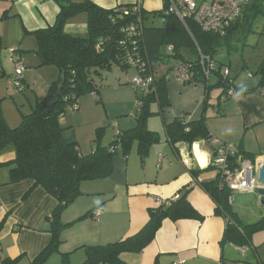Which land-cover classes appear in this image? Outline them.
Masks as SVG:
<instances>
[{"label":"crops","instance_id":"1","mask_svg":"<svg viewBox=\"0 0 264 264\" xmlns=\"http://www.w3.org/2000/svg\"><path fill=\"white\" fill-rule=\"evenodd\" d=\"M90 1L106 10L139 2ZM194 1L202 4L213 0ZM80 2L82 0H0V70L3 75L13 76L15 64L11 60V49L16 48L18 59L24 60L25 53L37 50L33 33L53 26L61 5ZM142 7L149 13L159 12L164 8V0H143ZM65 31L85 36L87 16L80 14L72 18ZM33 61L37 65L41 63L37 54ZM162 74H166L163 68L160 76ZM60 77L59 72L58 80ZM166 85L170 104L161 109L155 103L153 115L147 123L148 129L159 135V142L150 148L144 162L140 160L137 149L128 157L120 154L115 158V171L109 178L81 185L83 195L61 214V222L70 226L61 233L59 251L45 264H64V255H69L68 264H84L87 258L84 247L106 246L135 236L148 223L150 209L177 198L179 192L188 186L193 187L189 202L205 220H165L155 240L141 254H126L123 260H127V264H175L180 260L184 261L183 264H228V244L223 242L226 221L215 215V204L197 182L217 178L211 168L213 149L208 141L192 146L186 143L173 145L167 138L165 126L176 119L192 123L206 116L211 137L237 145L245 160L262 166L264 95L230 92V96L223 99L222 90L207 91L203 84L185 85L174 72L167 75ZM89 98L79 99V112L62 124L74 127V131L65 132L63 137L66 142H75L84 156L95 151L99 129H102L101 146L108 147L119 133L132 130L137 125L134 116L133 119L126 117L133 103L132 96L122 104L124 109L121 113L114 116L107 112V120H100L93 114L94 103L104 105L106 102L105 92L101 91L96 101ZM119 116L120 119L112 124L113 119ZM93 124L100 127L96 132L91 126ZM14 160L12 151L0 156V224L4 223L0 230V259H20L18 264H34L52 242L49 219L58 207V201L34 180L13 182V167L10 165ZM198 170L203 172L196 181L190 171ZM256 195L258 193H247L236 197L254 198ZM236 197L233 211L240 220L236 206L239 209L241 206L240 202L236 204ZM259 199L264 204V198L259 196ZM95 210H101L99 221L92 217ZM88 213L90 216L78 221ZM244 249L248 251V248Z\"/></svg>","mask_w":264,"mask_h":264},{"label":"trees","instance_id":"2","mask_svg":"<svg viewBox=\"0 0 264 264\" xmlns=\"http://www.w3.org/2000/svg\"><path fill=\"white\" fill-rule=\"evenodd\" d=\"M169 5L170 0H164L163 10L149 13L139 2L112 10L103 9L90 0L67 3L61 5L53 26L33 33L37 41L36 54L40 58V66H55L60 75L65 77L62 95L60 102L48 113L47 107L58 91L60 77L51 85L46 97L31 106V113L24 116L20 126L15 129L8 126L0 113V156L9 151L15 153V160L10 165L13 167V182L34 180L58 201V207L49 219L52 242L36 258L34 264H45L59 251L61 233L70 226L61 222V214L83 195L81 185L84 182L109 178L115 171V158L119 154L128 157L135 145L144 162L150 148L159 142V135L150 131L147 123L153 115L152 106L155 103L161 109L169 106L166 78L176 67H190L193 75L183 82L185 85L203 84L207 91L214 88L222 90L223 99L229 97L230 92L236 95H264V63L257 71L258 81L246 87L236 86L230 74L226 75L223 71V64L216 60L219 48L230 45L234 38L245 39L255 33L259 23L264 22V0H251L242 15L223 33L204 29L194 18L179 19L175 14L169 13ZM80 14L87 16V34L76 36L66 33L68 22ZM149 15L160 16L163 26H147L145 21ZM184 50L190 51L196 58H185L182 53ZM201 56L209 57L217 65L209 79L204 78ZM171 59L175 61L173 67L166 74L157 76V67L166 65ZM114 67L124 71L135 69L136 77H152L153 83L149 93H145L131 81L137 92L135 101H141L142 104L140 111L134 113L136 127L119 133L108 147L101 146L102 129H99L95 151L84 156L75 142L65 141L63 134L66 129L61 124V118L68 112L67 108L78 105L79 98L84 95L96 94L95 99L98 100L106 73L111 72ZM165 131L173 145L186 143L192 146L197 142L208 141L211 137L206 116L192 123L176 119L165 126ZM190 172L197 181L203 171ZM197 182L215 204V215L226 221L224 243L243 245L254 232L264 226V219L256 225L246 227L248 231L242 226L233 211V205L229 204L231 192L219 187L217 178ZM192 190L193 187L188 186L179 192L177 198L150 209L148 223L135 236L106 246L84 247L87 256L84 264H127L123 256L141 254L155 240L165 220L203 222L205 218L189 202ZM91 213L78 221L84 220ZM3 224H0V230ZM19 261L20 259H0V264H18ZM68 261L69 255H64L63 263L68 264Z\"/></svg>","mask_w":264,"mask_h":264},{"label":"rangeland","instance_id":"3","mask_svg":"<svg viewBox=\"0 0 264 264\" xmlns=\"http://www.w3.org/2000/svg\"><path fill=\"white\" fill-rule=\"evenodd\" d=\"M145 23L147 26L161 27L163 26V19L160 16L149 15ZM35 53L36 51H28L23 55L24 60L21 58L26 68L25 89L22 93H17L16 90L10 86L12 77L8 78V74L6 73L7 75H3V71L0 70V113L11 129L20 126L22 118L31 113V106L37 101L43 100L50 86L53 82L58 80L59 70L55 66L41 67L40 64H34L33 57H36ZM182 53L187 59L196 58V55L191 54L188 50H184ZM216 60L223 64V71H226L228 67L231 79L234 80L236 86L250 87L254 85L258 81V76L256 75L257 71L264 63V22L261 24L259 23L255 33L247 36L245 39L234 38L230 45L219 48ZM174 64L175 61L171 59L166 65H159L156 69L157 76H160L161 68H163V72H166L169 68L173 67ZM14 71L15 68L13 69V74ZM136 76L134 69L124 71L119 67H114L111 72L106 73V78H104V85L102 87V92H105L106 95V102H103L104 105H102V103H100V105L94 103L96 108H93V114L98 115L97 117H100V120H107V112L116 116L124 109L122 108V104H125L127 98L132 96L133 103L129 114L126 116L127 118H132L134 113L138 112V110L135 109L136 99H134V94L137 92L131 84V81ZM213 79L214 78H212V80ZM215 89L216 88L211 90L213 91ZM84 97H90L89 99L96 101L93 94L84 95L79 99L81 100ZM79 104L80 102L78 101V105ZM105 106H107V109ZM78 112L79 110L68 111L65 116L61 118V124H63L68 117H72ZM119 119L120 116L115 117L112 124H115V121ZM62 126L66 129L65 132L74 131V127L70 128L68 125ZM91 126H93L95 132L100 128L97 126L94 127L95 124ZM111 126L112 125H110L109 128ZM136 149V146H134L132 152L136 153ZM145 160L146 159H144V161ZM236 201V204L240 202V209L238 205L236 209L238 210L243 227L246 228L263 221L264 204H261L262 200L259 199L258 195L254 198L236 197ZM246 230L248 231L247 228ZM244 248H248V251ZM227 250L228 264H264V226L254 232L249 237V241L245 242L243 245L236 246L233 243H228ZM125 261L127 262V260Z\"/></svg>","mask_w":264,"mask_h":264},{"label":"built area","instance_id":"4","mask_svg":"<svg viewBox=\"0 0 264 264\" xmlns=\"http://www.w3.org/2000/svg\"><path fill=\"white\" fill-rule=\"evenodd\" d=\"M142 1L143 0H139V3H142ZM250 1L251 0H213L210 3L197 4L194 0H170L168 11L170 14H175L181 20L194 18L204 29L216 33H223L227 27L242 15ZM10 53L11 60L15 64V71L10 80V86L14 88L17 93H22L25 89L26 68L22 60H19L16 56V48L11 49ZM200 64L204 78L209 79L217 68V65L209 57L204 56H201ZM174 73L182 82L188 81L193 75L190 67L187 65L176 67ZM225 74H230L229 69L225 71ZM152 83V77L147 79L136 77L132 80V84L145 93H149ZM93 97L97 98V95L93 94ZM141 105V101L136 102V109L138 111H140ZM78 110L79 105L77 104L67 108V111ZM62 117H64V115ZM208 142L213 149L211 168L214 169L217 175L219 187H224L231 192V196L229 197L230 205L234 204L236 195L257 193L259 189L264 187L259 181V170L262 166L245 160L237 145L224 143L215 137H210ZM92 217L94 220L99 221L101 218V210L93 211ZM183 263L184 261L180 260L175 264Z\"/></svg>","mask_w":264,"mask_h":264},{"label":"water","instance_id":"5","mask_svg":"<svg viewBox=\"0 0 264 264\" xmlns=\"http://www.w3.org/2000/svg\"><path fill=\"white\" fill-rule=\"evenodd\" d=\"M64 82H65V77L64 75L61 76V83L58 87V91L57 93L54 95V99L52 102L49 103L48 107H47V112L50 113L53 108L60 102V97L62 95V89L64 86ZM259 181L261 182V184L264 186V164L262 165V167L259 170ZM258 195L262 198H264V187L262 189L258 190Z\"/></svg>","mask_w":264,"mask_h":264}]
</instances>
